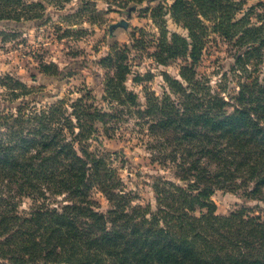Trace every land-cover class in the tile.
I'll return each mask as SVG.
<instances>
[{"label":"trees","instance_id":"trees-1","mask_svg":"<svg viewBox=\"0 0 264 264\" xmlns=\"http://www.w3.org/2000/svg\"><path fill=\"white\" fill-rule=\"evenodd\" d=\"M69 1L0 0V21L41 19L46 5ZM81 2L96 12L94 0ZM246 2L173 0L164 14L151 9L158 33L147 53L160 65L179 61L177 75L162 71L159 93L145 82L150 71L132 78L140 92L127 87V46L99 60L108 70L100 103L89 90L47 104L25 100L29 88L5 76L9 100H23L0 110V264H264V218L218 216L211 199L251 182L264 204V2ZM168 18L185 34L170 31ZM138 31L132 47L144 50L147 34ZM210 32L243 49L233 66L237 91L226 98L197 71ZM42 66L56 72L53 62ZM126 130L171 171L150 176L144 202L126 188L117 153L102 147V135Z\"/></svg>","mask_w":264,"mask_h":264},{"label":"rangeland","instance_id":"rangeland-1","mask_svg":"<svg viewBox=\"0 0 264 264\" xmlns=\"http://www.w3.org/2000/svg\"><path fill=\"white\" fill-rule=\"evenodd\" d=\"M32 1V0H26ZM117 0H94L96 12L90 8H82L81 0H70L64 8L46 5L41 19L15 21H0V110L14 108L19 101H10V90L6 75L22 81L30 90L25 100L53 103L64 96L75 98L86 93L94 95L100 103L103 82L108 73L99 60L112 51L115 46L128 51L127 61L131 72L126 79L129 89L140 92L141 86L132 78L136 73L144 74L150 71L152 78L145 81L153 90L159 93L163 86L162 71L177 75L179 61H173L164 66L157 64L148 52L154 50V35L158 30L151 17V9L159 7L157 13L164 14L173 0H144L142 2H128L127 6H118ZM264 0H247L246 6L256 5ZM133 10L129 11V6ZM260 11L261 8L257 7ZM126 21L127 25H120ZM167 27L170 31L185 34V31L175 25L169 18ZM73 31L65 35L64 30ZM142 28L146 36V48L143 50L132 47L138 29ZM1 31H13L12 36L3 39ZM154 36V37H153ZM243 49L232 47L216 33L210 32L209 38L202 51L201 61L197 71L209 80L213 89L219 90L222 96L237 91V81L241 77L234 71L236 56ZM140 58H136V54ZM53 62L56 65L55 73L43 70V63ZM262 67V66H261ZM252 74L259 73L253 69ZM244 78V76H242ZM102 147L116 154L114 163L127 189L139 194L138 202L152 198L149 186L150 176L160 173L168 178L170 170L158 169L150 161L149 151L136 133L126 130L123 137L107 138L101 136ZM120 154V155H119ZM177 183L183 185L184 182ZM253 183H240L231 189H216L211 195L215 204L214 213L218 216H227L234 211H240L250 216L260 215L264 218V204L258 193L252 192ZM95 197L101 202L102 208L107 203L100 193ZM136 201V199H135ZM30 200L24 198L20 209L27 211Z\"/></svg>","mask_w":264,"mask_h":264},{"label":"water","instance_id":"water-1","mask_svg":"<svg viewBox=\"0 0 264 264\" xmlns=\"http://www.w3.org/2000/svg\"><path fill=\"white\" fill-rule=\"evenodd\" d=\"M120 25L126 26L127 23H126V21L123 20L122 22H120Z\"/></svg>","mask_w":264,"mask_h":264}]
</instances>
